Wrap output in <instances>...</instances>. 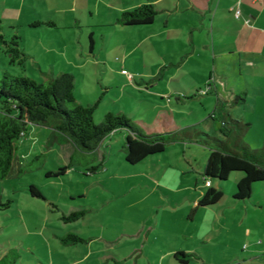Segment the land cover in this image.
<instances>
[{"label": "crops", "instance_id": "obj_1", "mask_svg": "<svg viewBox=\"0 0 264 264\" xmlns=\"http://www.w3.org/2000/svg\"><path fill=\"white\" fill-rule=\"evenodd\" d=\"M43 1L48 5L47 0ZM110 1L108 9L116 14L114 18L117 26L120 25L116 20L125 11L142 5H152L158 10L151 24L138 26L147 31L146 42L149 46H156L164 52L147 75L163 84L160 99L171 103L173 97L175 104L181 105L187 96H193L201 104L197 109H202L208 118L216 108L217 101H221L233 119L250 124L245 135L252 130H264V0ZM76 2L77 0H70L61 9L57 3H52L53 7L50 5L43 13L35 4H31L28 7L33 14L19 9L7 24H10L16 34L25 31L27 35L28 30L36 32L37 29L45 31L46 23L53 24L48 28L70 31L69 35L75 39L69 45L48 48L44 43H18L27 56L26 61L38 66L40 76L37 80H44L42 72L53 76L71 74L77 101L76 78L79 76L80 84L86 89L89 69H96V60L93 59L95 49L90 50L92 34L88 35L89 46L82 40L85 27L79 23ZM107 2L108 0H96V4ZM237 9L241 13L240 18L234 17ZM44 13L46 19L42 18ZM35 19L38 21L34 23L42 25L32 27V20ZM111 27L115 28L114 25ZM132 27L137 26L129 28ZM163 43L166 45L164 48ZM44 60L51 66V71L41 69ZM56 66L61 67L59 74L55 73ZM69 66L78 70L77 76L67 71ZM128 82L132 83L133 78ZM204 88L206 94L201 95L199 91ZM243 94L244 104L230 108L231 100ZM77 103L80 104L78 101ZM191 103L193 102L186 106H191ZM88 105L91 104L85 106ZM170 110L158 112H163L166 121L172 123V126L204 131V125L200 122L182 124L180 119L176 121L169 115ZM172 112L176 114L173 110ZM153 121L146 126H152ZM116 136L119 142L125 140L126 133L115 131L109 135ZM48 144L53 148L59 147L61 157L69 161L73 152L71 144L50 142L49 139ZM111 147V140L107 141L105 138L97 150V159L102 166L111 157ZM121 148L125 155L124 145ZM152 156L155 155L149 157ZM207 157L208 154L206 159ZM182 160L184 165L180 173L193 174L189 186L173 190H163V187H158L159 190L143 188L147 193L141 200L148 197L151 203L134 210L135 216L125 221V227L117 230L114 228L108 235L105 234L108 229L105 225L96 224V237L78 235L86 242L77 245L87 248L82 255L81 264H264V182L253 185L249 199L235 200L233 195L236 185L243 174L232 173L227 180L233 177L230 194L223 193L225 183L211 182L212 188L221 190L222 197L214 205L198 208V199L208 189L199 188L197 191L206 161L202 163L201 170L196 171L192 164L195 162V155L187 158L183 154ZM153 180L157 183L155 178ZM79 210H83L84 215L88 212L87 209ZM95 243L96 248H93ZM245 245L247 247L243 250ZM177 254L194 257H177Z\"/></svg>", "mask_w": 264, "mask_h": 264}, {"label": "rangeland", "instance_id": "obj_2", "mask_svg": "<svg viewBox=\"0 0 264 264\" xmlns=\"http://www.w3.org/2000/svg\"><path fill=\"white\" fill-rule=\"evenodd\" d=\"M47 2L48 5L43 0H0L2 40L8 42L17 37L21 45L44 43L48 48L74 42L75 37L69 35L68 29L45 26V31L37 29L36 33L28 30L26 35L25 31L16 34L10 24H7L19 9L33 14L28 5L35 4L43 13L50 5L53 7L52 3H57L61 9L70 0ZM111 2H76L79 23L85 27L82 40L89 46L88 35L92 34L95 49L93 59L96 60V69H89L86 89L80 84L79 76L76 78V96L82 106L97 103L93 114L94 122L100 123L108 112H118L131 121L150 125L158 111L171 109L176 114L170 110L169 115L176 121L180 119L182 124L200 122L204 125V133L223 138L218 131L220 123H213L202 109H197L201 104L193 96H187L181 105H176L173 97L171 103L160 99L163 84L147 75L164 52L156 46H149L144 27L126 28L115 25L116 14L108 9ZM42 18L46 19L45 13ZM35 21L38 19L32 20V23ZM161 45L160 48L166 46L164 43L162 47ZM23 64H11L5 53V45L0 41V74L2 69H8L14 75L37 80L40 76L38 66L31 65L30 61ZM50 67L45 60L42 61V70L51 71ZM121 69H125L132 76V83L122 75ZM60 71L61 67L56 66L55 73L59 74ZM67 71L77 76L78 70L72 66ZM204 90L206 88L202 91ZM182 97L184 98V94ZM189 102H193L192 105L186 106ZM195 109L198 111L194 112ZM213 128L217 130L216 133ZM248 133L243 140L250 149L264 147V130H252ZM49 134L50 131L46 128L28 125L19 140L11 174L0 180V202L2 205L7 201L11 202L8 208L0 206V260L4 258L0 264H81L82 255L87 248L81 245H63L59 237L69 233L81 237H96V224L105 225L108 228L105 234L108 235L114 228L117 230L125 227V221L135 216L134 210L151 203L148 197L141 200L147 193L143 188L159 190L158 187H163V190H173L189 186L193 174L180 173L184 165L182 155L187 158L195 155V162L192 164L196 171H200L209 151L194 142L184 145L171 143L163 153L131 166L125 162L121 148L124 140L117 142V136H107V141L111 140L112 152L110 159L101 165L102 169L100 167L97 172L90 171V166L100 164V160L96 159L87 165L86 162L91 156L84 157L75 153V165L64 174L55 176L57 170L66 166L68 161L59 154V147L49 146ZM47 172H50L49 177L46 176ZM232 178L224 182L223 193L226 195L230 194ZM29 186H35L42 198L31 197ZM197 186V191L199 188L206 189L200 179ZM79 209H87L88 212L78 221L64 224L59 220L62 215ZM246 247L247 245L243 246V250ZM93 248H96V243Z\"/></svg>", "mask_w": 264, "mask_h": 264}, {"label": "trees", "instance_id": "obj_3", "mask_svg": "<svg viewBox=\"0 0 264 264\" xmlns=\"http://www.w3.org/2000/svg\"><path fill=\"white\" fill-rule=\"evenodd\" d=\"M158 10L152 5H142L133 10L123 12L116 20L120 26L131 27L151 24ZM42 25L33 23L32 27ZM53 26L52 23L45 24ZM0 41L5 45V53L10 63L23 65L27 56L19 48L18 38ZM93 40L90 36V50ZM44 80L36 81L29 77L14 75L8 69L0 74V180L8 178L16 159L19 140L30 124L46 128L50 131L49 141L69 143L73 147L68 164L57 170L55 176L64 174L75 165V153L84 157L91 156L86 164L97 159V150L101 142L115 131L126 133L124 140L125 162L136 165L151 155L161 154L166 147L175 142L197 143L208 151L203 172L204 184L211 180L219 184L228 180L230 175L240 172L243 177L236 185L233 195L235 200H246L252 195L255 183L264 182V147L252 150L243 138L250 127L249 124L233 119L226 105L217 101V106L209 116L213 123L219 122L218 131L223 138L208 135L197 129H178L166 121L165 114L158 112L154 124L146 126L139 121H131L121 113H106L101 122L93 120L94 105L82 106L74 96V78L69 73L53 76L42 72ZM245 102V94L235 96L229 107H237ZM214 133L216 129L213 128ZM52 144V143H50ZM87 155V156H85ZM101 164L90 166V171H97ZM50 174L47 173V177ZM29 194L33 198H42L35 186H29ZM222 197L220 189L208 188L198 199L197 207L203 208L216 204ZM10 201L4 206L8 208ZM84 216L83 210L62 215L63 223H73ZM63 245H77L86 242L75 234H66L58 238ZM182 257L183 254H177ZM4 261V258L0 260ZM0 262V263H1Z\"/></svg>", "mask_w": 264, "mask_h": 264}, {"label": "built area", "instance_id": "obj_4", "mask_svg": "<svg viewBox=\"0 0 264 264\" xmlns=\"http://www.w3.org/2000/svg\"><path fill=\"white\" fill-rule=\"evenodd\" d=\"M240 15H241V13H240V11L238 9L234 11V17L235 18H240ZM246 23H248V21H246ZM121 73L123 75H125L129 81L132 80V76H130L125 70H122ZM199 93L201 95H204V94H206V90H204V91L201 90V91H199ZM167 100H169V99L167 98ZM205 187H208V188L211 187L210 181L205 183Z\"/></svg>", "mask_w": 264, "mask_h": 264}]
</instances>
